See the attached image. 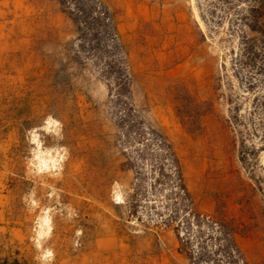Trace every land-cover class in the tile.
I'll use <instances>...</instances> for the list:
<instances>
[{
    "label": "rangeland",
    "instance_id": "obj_1",
    "mask_svg": "<svg viewBox=\"0 0 264 264\" xmlns=\"http://www.w3.org/2000/svg\"><path fill=\"white\" fill-rule=\"evenodd\" d=\"M103 1L131 102L171 142L196 209L224 211L247 263L264 264V198L239 160L227 101L244 97L230 6ZM77 44L56 1L0 0V264H192L172 227L143 206L128 213L136 184L119 108ZM257 155L263 163L264 150Z\"/></svg>",
    "mask_w": 264,
    "mask_h": 264
},
{
    "label": "trees",
    "instance_id": "obj_2",
    "mask_svg": "<svg viewBox=\"0 0 264 264\" xmlns=\"http://www.w3.org/2000/svg\"><path fill=\"white\" fill-rule=\"evenodd\" d=\"M54 1L73 24L79 50L99 64L119 108V139L125 165L136 184L126 200L130 216L138 217L143 206L150 216L159 217L160 224L172 227L180 251L192 264H248L237 244L232 220L221 210L204 214L196 209L171 142L131 102V78L108 5L103 0ZM223 1L234 14L230 21L237 34V51L231 56L233 70L242 71L244 80V97L239 100L228 95L230 117L240 132L239 160L264 198V179L254 177L258 169L264 170V161L260 163L257 155L264 150V0Z\"/></svg>",
    "mask_w": 264,
    "mask_h": 264
}]
</instances>
